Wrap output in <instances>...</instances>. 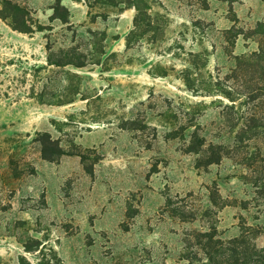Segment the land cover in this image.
<instances>
[{
    "label": "rangeland",
    "instance_id": "rangeland-1",
    "mask_svg": "<svg viewBox=\"0 0 264 264\" xmlns=\"http://www.w3.org/2000/svg\"><path fill=\"white\" fill-rule=\"evenodd\" d=\"M11 1L30 30L0 18V264H36L25 248L37 243L56 255L49 264H192L205 255L187 234L211 226L214 241L252 227L264 245L257 170L227 149L205 166L171 138L193 107L207 145L228 146L231 103L217 81L251 95L229 120L251 111L264 126V70L231 72L236 57L264 51V36H248L264 23V0H149L160 31L130 48L133 9L59 0L62 22L57 0ZM40 133L74 155L43 160ZM256 148L264 157V141Z\"/></svg>",
    "mask_w": 264,
    "mask_h": 264
},
{
    "label": "trees",
    "instance_id": "trees-1",
    "mask_svg": "<svg viewBox=\"0 0 264 264\" xmlns=\"http://www.w3.org/2000/svg\"><path fill=\"white\" fill-rule=\"evenodd\" d=\"M84 1L92 5L99 4L108 7H116L119 8V10L133 9L135 11L132 24L133 27L126 36L127 48H130L136 42L160 31L159 24L163 17L159 13H154L152 11V5L149 0ZM0 4V18L2 20L8 21L11 27L18 32H29L30 29L25 20L24 9L11 0H0ZM206 7L207 5L205 8ZM67 15V10L61 5L60 1L57 0L53 6V18L66 22ZM235 30V27H232L227 30L226 33L234 37L239 36L240 33ZM248 36L249 38L264 36V23H257L256 27L249 32ZM236 60V67L231 70L232 73L237 74V71L241 69L243 64L251 62L256 64L255 66L260 67L261 70H264L261 66L262 63H264V51L262 49L250 55L247 54L236 57ZM186 72L188 74V71ZM214 87L216 90L215 92L231 103L225 106V108L228 109V129H230L228 133V146L223 148L220 145L216 147H214L213 144L207 145L205 137L199 134V125H193V107L185 111L184 115L182 114L181 120L183 123L176 132L173 133L172 131L171 138H176L179 134L185 153L202 156L205 160V166L218 163L224 156L223 154H225L223 152L227 149L228 158H238L248 171L251 169L260 170L259 172L252 170V175L255 174V176H257V174H259L253 185L260 191L259 193L264 196V164L259 165L257 163V161L264 163V157H262L260 151H258L259 149L256 148L257 145L264 141V126L262 124V119L249 111V113L239 115L237 118L233 117V119L229 120L232 111L241 109V107L245 105L244 102H246L247 99H251V95H243L239 93L233 85L226 86L220 84L219 81L214 84ZM243 98L245 99L244 102L241 101ZM237 102H239L238 105ZM166 116L169 120H171V118H176V114L174 112L171 113V111H168ZM130 125L131 127H128L129 129L137 130L134 123H130ZM36 141L39 144L42 159L48 162H54L66 154L74 155V153L65 151L60 146L59 141L53 140L49 133H40ZM253 148L256 150L251 151ZM77 156L81 158L86 173L91 175L92 166L86 163L87 157L83 154H78ZM210 198L213 197L210 195ZM173 212H175L172 215L173 217L181 214L178 209H175ZM184 220L185 218H182V222H186ZM208 230L210 231L206 233L195 231L187 234L186 243L189 242L188 247L192 246L191 244L194 241L196 243H194L193 246H200V250L205 255L204 260L190 258L189 261L192 264H264V245L259 246L256 244V239L252 238L255 235L252 227H246L239 236L229 239L226 244L222 243L220 240L214 241V237H216V228L214 226L209 227ZM36 245L35 249L30 247L25 248L28 253L38 252V261L36 264H49L52 259L54 260L57 258L54 252L53 257L49 255L44 256L45 250L43 247L39 249L41 246L40 243Z\"/></svg>",
    "mask_w": 264,
    "mask_h": 264
}]
</instances>
